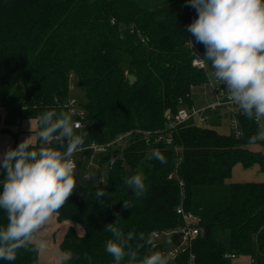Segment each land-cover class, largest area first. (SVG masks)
<instances>
[{
    "label": "trees",
    "instance_id": "trees-1",
    "mask_svg": "<svg viewBox=\"0 0 264 264\" xmlns=\"http://www.w3.org/2000/svg\"><path fill=\"white\" fill-rule=\"evenodd\" d=\"M196 14L185 0H0V112L5 113L0 133L8 134V127H20L45 110L68 112L73 84L83 91L87 125L96 123L107 141L132 133L123 151L125 162L107 169L105 184L77 185L58 212V221L70 224L60 248L72 251L69 264H89L86 255L91 264H113L105 251L111 233L103 229L116 221L117 213L124 233L152 235L153 245L140 249L141 257L166 253L179 245L180 235L160 240L153 235L175 232L181 225L179 180L190 211L194 188L227 184L236 166L259 167L264 173V153L251 149L262 142H249L258 129L254 120L240 117L241 139L192 120L168 128L181 107L195 106L193 91L209 83L208 73L193 65L187 25ZM128 76L136 77L133 85ZM223 120L214 116L212 127L223 126ZM137 131L150 133L151 141ZM160 134L171 135L172 143L157 141ZM154 149L167 158L166 164L150 158ZM119 153L101 157V168ZM86 157H76L82 171ZM137 170L147 187L141 197L124 183ZM97 189L109 192L102 204L94 197ZM123 200L132 207L124 209ZM6 223L0 211V225ZM202 228L193 248L195 264H231L226 254L264 264V182L232 183L229 206ZM189 257L184 254L175 264H190ZM0 264H40L39 253L21 249L15 261Z\"/></svg>",
    "mask_w": 264,
    "mask_h": 264
},
{
    "label": "clouds",
    "instance_id": "clouds-1",
    "mask_svg": "<svg viewBox=\"0 0 264 264\" xmlns=\"http://www.w3.org/2000/svg\"><path fill=\"white\" fill-rule=\"evenodd\" d=\"M197 16L187 25L195 43L204 46L202 61L208 62L214 77L220 82L232 103L248 120L258 123L250 143L264 141V0H185ZM193 47V40L190 39ZM36 122L33 143V121ZM31 135L16 147L9 146L0 153V211L6 213L7 223L0 225V260L15 261L23 249L40 253L48 249V241L37 239L39 233L69 201L77 187L74 154L83 150L87 133L65 111L45 110L30 118ZM161 164L167 158L159 149L151 153ZM89 179V178H84ZM124 183L137 197L147 191L145 178L137 170ZM109 192L97 189L96 201ZM132 207L123 200V208ZM104 231L111 233L105 251L113 264H169V257L152 251L142 257L140 249L153 245L151 234L138 235L134 230L124 233L118 227L120 214ZM136 241L133 246V241ZM71 250H60L58 264H69ZM91 264L92 257L85 256Z\"/></svg>",
    "mask_w": 264,
    "mask_h": 264
},
{
    "label": "built area",
    "instance_id": "built-area-1",
    "mask_svg": "<svg viewBox=\"0 0 264 264\" xmlns=\"http://www.w3.org/2000/svg\"><path fill=\"white\" fill-rule=\"evenodd\" d=\"M191 45V44H190ZM191 48L194 50L195 58L193 60V65L200 69L207 72L206 63L202 61V55L198 50L194 48V37H193V47ZM212 87V95L214 97V102L206 105L202 108H187L181 107L178 111V114L174 117L173 121L169 124V129H174L176 126L183 124L187 121L192 120L197 126L202 128H215L219 129L222 127L221 125L212 127V118L216 115L223 117V119L229 120L228 124L226 125L228 128V135H233L237 139H241L244 137V132L241 128V121L240 117H244V114L238 110V107L234 105L229 98L228 94L224 92L222 95L218 93V90L213 87V84L210 82L204 86ZM74 87H71V90ZM204 94V98H205ZM68 113L72 115L73 121L81 125V127L77 130L80 131L84 127H86L85 120V113L81 107V103L79 99L72 97L68 104L66 105ZM254 123L258 126V123L254 121ZM137 135L143 137L147 143L151 141L150 133L137 131ZM132 137V133L125 134L124 136H120L116 140L113 141H106L102 144L93 143L88 147H85L83 150L77 151L74 154V162L76 164V171L81 173L86 178H91L95 173H99V177L97 180L98 184H105L106 182V173L107 169L112 167L115 162L122 161L125 162V158L123 155V151L126 149L130 138ZM157 141H164L167 144L172 143L171 135L165 136L164 134H160L157 138ZM261 145L264 147V141H261ZM114 150H119L120 153L117 157H113L110 161L108 167L101 168L100 166V158L104 157L108 153ZM87 153V157L85 158V162L83 161V170H80L77 162V156ZM172 177H177L174 175ZM178 178V177H177ZM179 185L181 187V203L178 206L176 213L180 220V227L177 231L172 233H155L153 236L156 240H160L162 238H169L174 234L180 235V243L178 246H175L168 252V257L170 258L169 261L171 264H175L177 259H179L184 254L189 253L190 255V264H195V256L193 254V248L196 239L202 235L203 228L200 217L194 212V210L188 211L186 209V193L184 188V182L179 180ZM166 254V253H163ZM225 258L230 261L231 264H256L253 258H242L241 256H237L236 254H226ZM245 260V262H243Z\"/></svg>",
    "mask_w": 264,
    "mask_h": 264
},
{
    "label": "rangeland",
    "instance_id": "rangeland-1",
    "mask_svg": "<svg viewBox=\"0 0 264 264\" xmlns=\"http://www.w3.org/2000/svg\"><path fill=\"white\" fill-rule=\"evenodd\" d=\"M196 16L197 14L194 16V18ZM205 63H206L207 73L210 82L213 84V87L218 90V93L222 95L226 91L224 90L223 86H221L220 82L215 79L210 63L208 62ZM72 87H74L71 90L72 97L77 98L80 101V96H83V91L78 90L75 84H73ZM211 91H212V87L210 86L208 88L207 87L198 88L193 91V95H192L193 99L199 108L205 107L206 105L213 103L215 101ZM204 94L207 100H204ZM0 116L2 120L0 129L2 130L4 128L3 118L5 116L3 110L0 112ZM222 122L223 125H227L229 120L225 119ZM78 132L87 133V136L85 137L84 148L90 146L93 143L102 144L107 141L106 136L100 135L99 127L96 123L86 125V127H84L82 130ZM219 132H222V130H219ZM251 149L254 151H259L264 153L263 146H253L251 147ZM128 176H130V174L126 175V177ZM263 181H264V173L261 170L257 169V167H254L252 169H245L242 166L238 165L234 169L232 180L229 181L227 184L223 186H215V187L200 186L194 188L193 196H192L193 207L195 209L194 212L200 217L202 225L211 224L213 214L219 213L229 206L230 186L232 183H247V182L249 183V182H263ZM58 212L51 218L48 224L39 233H37V239L39 238L46 239L48 241V246H51V248L53 244L57 245L56 248H58L59 246L58 243L60 242V240L62 241V237L65 231L67 232L66 222L57 221ZM69 227L70 224L68 225V228ZM76 228L78 230H81L79 226H76ZM169 251L171 250L168 249L166 252L167 256ZM42 261L43 260H41V263ZM243 262H245V260ZM169 264H171L170 261Z\"/></svg>",
    "mask_w": 264,
    "mask_h": 264
},
{
    "label": "crops",
    "instance_id": "crops-1",
    "mask_svg": "<svg viewBox=\"0 0 264 264\" xmlns=\"http://www.w3.org/2000/svg\"><path fill=\"white\" fill-rule=\"evenodd\" d=\"M204 100H207V98L205 97ZM195 107L199 108L196 105V103H195ZM8 130L10 131L8 134L0 133V153H2L9 146L14 147L16 144L18 145L22 140H24L25 138L29 137L32 134L30 131L29 121L23 122V124L20 127H8ZM218 130H222V133H226V134L228 132V128L226 125H223ZM35 131H36V122L33 121V143L34 144L36 143ZM257 169L260 170L259 167H257ZM192 204H193V202H192ZM193 210H195L194 207H193ZM56 218H57V215H56ZM57 221H58V218H57ZM68 225L69 224L66 223L67 230L69 229ZM62 230H64V229H62ZM78 231H79L80 235H83L82 229L78 230ZM66 233L67 232L65 231V233L62 237V241H63ZM62 241L60 240V242L58 243L59 244L58 248H56L57 245L51 244L52 248H51V246H48L47 250L39 253L40 264H58L57 254H58V251H60V245L62 244ZM41 260H43L42 263H41Z\"/></svg>",
    "mask_w": 264,
    "mask_h": 264
},
{
    "label": "water",
    "instance_id": "water-1",
    "mask_svg": "<svg viewBox=\"0 0 264 264\" xmlns=\"http://www.w3.org/2000/svg\"><path fill=\"white\" fill-rule=\"evenodd\" d=\"M194 48L198 50L201 54H204V46L202 44H197L194 42ZM128 80L131 85H133L136 81V77L134 76H128ZM169 115V112L167 113V116ZM99 177V173H95L91 178L89 179H84V177L81 173L78 174L77 176V185L82 188L86 187H95L97 186V180Z\"/></svg>",
    "mask_w": 264,
    "mask_h": 264
}]
</instances>
